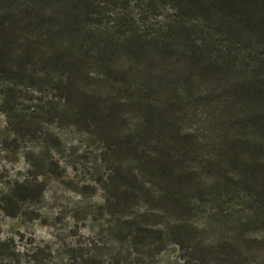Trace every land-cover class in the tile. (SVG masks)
I'll return each instance as SVG.
<instances>
[{"label":"trees","instance_id":"obj_1","mask_svg":"<svg viewBox=\"0 0 264 264\" xmlns=\"http://www.w3.org/2000/svg\"><path fill=\"white\" fill-rule=\"evenodd\" d=\"M0 113V143L47 141L7 216L63 176L47 126L69 125L102 144V209L137 253L264 264V0H0Z\"/></svg>","mask_w":264,"mask_h":264},{"label":"rangeland","instance_id":"obj_2","mask_svg":"<svg viewBox=\"0 0 264 264\" xmlns=\"http://www.w3.org/2000/svg\"><path fill=\"white\" fill-rule=\"evenodd\" d=\"M156 22L158 19L151 21ZM46 94L45 99H51L53 93ZM6 126L7 120L0 113V131ZM47 134V139L58 140L51 151L63 176H42V199L25 202L24 214L18 218L7 216L0 207V241L8 243L16 264H86L85 259L96 256L103 264H194L175 244L152 257L149 251L137 253L132 244L122 242L117 233L121 222L102 209L106 195L103 182L110 173L101 155L102 144L69 125L51 123ZM45 138L28 137L9 146L0 143V196L29 176L27 155L40 152L47 144ZM254 236L264 240L263 233ZM259 248L264 252V241Z\"/></svg>","mask_w":264,"mask_h":264}]
</instances>
